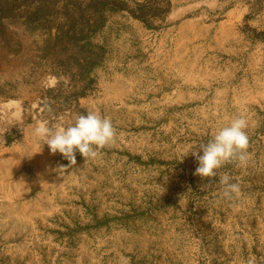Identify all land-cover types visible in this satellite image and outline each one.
<instances>
[{
  "label": "rangeland",
  "instance_id": "rangeland-1",
  "mask_svg": "<svg viewBox=\"0 0 264 264\" xmlns=\"http://www.w3.org/2000/svg\"><path fill=\"white\" fill-rule=\"evenodd\" d=\"M11 1L0 0V264H264V0H102L91 69L84 49L26 22L37 3ZM54 1L36 14L51 35ZM73 1L78 18L93 0ZM89 112L116 133L94 158L77 151L71 164L34 135ZM240 115L248 159L196 175L191 150ZM225 174L239 185L228 197Z\"/></svg>",
  "mask_w": 264,
  "mask_h": 264
},
{
  "label": "clouds",
  "instance_id": "clouds-1",
  "mask_svg": "<svg viewBox=\"0 0 264 264\" xmlns=\"http://www.w3.org/2000/svg\"><path fill=\"white\" fill-rule=\"evenodd\" d=\"M247 127V119L243 115L237 116L228 126L217 129L206 144L199 146L202 154L191 150L198 161L195 174L201 178H213L217 176V170L227 162L236 160L243 164L249 156ZM33 131L42 144L48 145L53 154L59 152L71 164L76 163L77 151L83 157L94 158L97 152L93 145L104 147L114 141L116 134L111 119L96 112L78 114L72 121L63 117L54 124L43 121L38 123ZM231 180L227 174L219 178V183L225 186L226 197L239 192V185ZM248 264L255 262L249 260Z\"/></svg>",
  "mask_w": 264,
  "mask_h": 264
},
{
  "label": "trees",
  "instance_id": "trees-1",
  "mask_svg": "<svg viewBox=\"0 0 264 264\" xmlns=\"http://www.w3.org/2000/svg\"><path fill=\"white\" fill-rule=\"evenodd\" d=\"M17 1L21 2L20 4L24 5L25 7L30 6V4L37 3V7L35 9L36 12L30 13L26 19V22L30 26H33L34 29L44 28L49 39H54L61 42L72 41L76 46H79L80 49H84L85 51L83 52L81 58L88 68L91 69L97 64V55L92 49L91 43H89L87 40L88 34H90L92 30L96 29L97 25L101 22L103 12L100 11V9L101 6L103 8L105 4L102 0H93L87 2L85 9H81L78 12V18L72 16V9H74L73 6H77L76 3L78 2L73 0H64L61 5L63 22L61 24V28H58V26L56 27L53 35H51V29L48 26V23L51 22L50 16L45 15L41 17V15L37 16L36 14L39 9H42L45 6H54L55 3H57L56 1L52 0V4H50L48 0H12L9 5L13 7L16 5L15 2ZM77 7H80V5ZM12 12L13 11L10 9L9 11H4L3 14L9 16L12 14Z\"/></svg>",
  "mask_w": 264,
  "mask_h": 264
}]
</instances>
